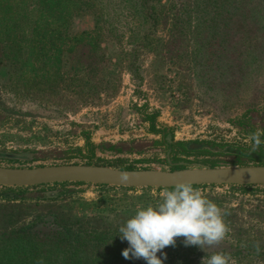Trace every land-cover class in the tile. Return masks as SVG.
<instances>
[{
  "label": "rangeland",
  "instance_id": "obj_1",
  "mask_svg": "<svg viewBox=\"0 0 264 264\" xmlns=\"http://www.w3.org/2000/svg\"><path fill=\"white\" fill-rule=\"evenodd\" d=\"M82 3L70 33L92 31L95 22L100 32L89 44L96 49L88 76L81 69L69 71L67 54L55 75L54 53L47 63L34 55L18 75L12 66L19 68L26 55L15 58L0 42L6 52H0V167L95 164L172 171L179 167L167 164L169 147L172 163L210 167L234 164L220 146L253 147L249 134L264 130V0H163V9L176 19L154 29L141 13V0ZM236 9L239 15L249 12V19H232ZM237 27H244L240 34ZM23 75L29 79L25 84ZM154 111L164 137L150 133L145 122ZM152 141L159 144L140 153L108 149ZM187 141L206 144L200 149L215 155H175L173 145ZM90 144L93 157L86 159ZM55 190L61 193L49 198ZM198 190L221 209L225 237L203 250L185 247L178 237L174 247L163 249L164 264H207L203 259L217 253L226 254L229 264H264V186ZM162 192L86 184L0 187V264H146L122 256L128 243L118 228L138 207L154 205ZM55 219L72 236L95 232L101 239L71 255L70 233L59 241L51 225Z\"/></svg>",
  "mask_w": 264,
  "mask_h": 264
},
{
  "label": "trees",
  "instance_id": "obj_2",
  "mask_svg": "<svg viewBox=\"0 0 264 264\" xmlns=\"http://www.w3.org/2000/svg\"><path fill=\"white\" fill-rule=\"evenodd\" d=\"M162 1L163 0H141L140 5L141 9L143 10L141 13L144 15L146 21H149L152 24L153 29L156 28L159 24H167V21L171 18V21L176 19L175 14H170L169 11H165L163 9L165 8V5H161ZM153 2L158 3L160 9H158V7H156L154 5L155 3ZM83 4L84 3H82V0H0V42H3L6 48H9L8 53H11L12 56L15 55V58H21L22 55H26V59L21 61L22 63L19 68L16 66H12L13 71L17 72L18 74V70H28V67L31 66V64H29L30 58L32 59L34 55H36L35 57H38L41 62L47 63L48 57L50 59V56L47 55L54 53L55 55L53 62L55 63V75H57L62 69V58L64 54H67L70 60L69 71H71L73 74H76L78 72V69H81L84 71L85 76H88V73L90 72V66H88L87 63L90 59H93V54H95L94 51L96 49L94 44L92 47L89 46V44L96 37L100 36V32L98 30L99 25L97 22H95L92 31H81L80 34L72 35L69 31L71 19L81 13V11L84 9V6L82 7L83 9H81V6ZM170 5L171 7H173V3H170ZM30 8L32 9L30 10ZM231 16L232 19H249L248 17H250V13L248 12L246 14L244 13V15H239L236 9ZM171 23L174 24L173 22ZM243 29L244 27H237V34H240ZM85 43H87L88 48L85 47ZM1 49L0 52H4L6 54V52ZM76 53L80 56L78 60H74L73 58V55L75 56ZM47 68L48 67L46 66L44 67L43 73L48 70ZM37 70L39 71V69ZM73 77L74 75L71 76V79L67 80L68 86H70L71 82L73 81ZM23 78H25L23 79V84L27 83L29 79H27L25 75H23ZM42 84L45 85V83ZM156 118V111L145 115V122H147L149 125V132L154 135L164 137L166 130L164 128L162 129L158 127ZM82 135L85 141L89 140L87 134L83 133ZM157 144H159L157 141H152L142 142L133 146L128 144H122L119 146L109 145L108 149L110 151L116 152H122L124 149V151L128 153H140L144 151L145 148L147 149L149 147H155ZM160 144L163 145V142H160ZM204 145L206 144L193 141L176 142L173 145V153L175 155L186 157L215 155L212 152L200 149ZM91 146V154L86 155L84 157L86 159H91L93 157L94 146ZM133 147L138 148L139 151H134ZM219 148L224 151V153H221L223 156L233 161L234 164H231L233 166H247L249 165V163H251V165H264V148L260 146L255 150H253V147L231 145L220 146ZM12 158L13 157H11V159ZM14 161L21 160L16 158L14 159ZM176 169L178 168H173L172 170ZM56 185L79 186L83 184L61 183L55 184V186ZM96 187L109 188L107 186ZM194 188L202 189L207 187L194 186ZM128 189L132 190L131 188ZM166 190L173 189H165L164 191ZM157 192H161V190H157ZM60 193L61 191L58 192L55 190V195L52 192L51 195H48V197L56 199ZM65 224L66 223H64L62 220L58 219H55V223L53 221L51 223V225H55L56 227L55 236L58 235L57 239H59V241L61 237L65 235V233H70V229L66 230ZM51 235L53 234L51 233ZM66 238L71 239L70 244L71 250L73 251L71 255H74L75 252L78 253L79 250L81 252L86 243L88 245L89 243H94L95 241H99L101 239V237H99V234L95 232H89L88 234L74 233L73 236L70 233V235ZM58 243L59 242H57L56 244ZM71 263L78 264L74 263V261H72Z\"/></svg>",
  "mask_w": 264,
  "mask_h": 264
},
{
  "label": "clouds",
  "instance_id": "obj_3",
  "mask_svg": "<svg viewBox=\"0 0 264 264\" xmlns=\"http://www.w3.org/2000/svg\"><path fill=\"white\" fill-rule=\"evenodd\" d=\"M262 136L264 130L249 134L253 150L264 143ZM160 197L154 205L138 207L135 214L119 226V238L128 243L122 252L126 260L143 259L146 264H164L167 255L163 249L174 247L178 237L184 238L185 247L198 246L201 250L205 245L213 246L224 239L227 228L221 209L191 183L178 184L173 190L160 193ZM203 260L207 264H229V257L223 253L206 256Z\"/></svg>",
  "mask_w": 264,
  "mask_h": 264
},
{
  "label": "water",
  "instance_id": "obj_4",
  "mask_svg": "<svg viewBox=\"0 0 264 264\" xmlns=\"http://www.w3.org/2000/svg\"><path fill=\"white\" fill-rule=\"evenodd\" d=\"M166 143L171 145L170 134ZM171 148L166 153L169 166L179 167L172 171L156 169L119 170L106 166L55 165L32 168L0 167V187L31 188L61 183H78L90 186L113 188H150L154 190L174 189L181 183L216 187H260L264 186V165L210 167L189 164L185 161L172 163Z\"/></svg>",
  "mask_w": 264,
  "mask_h": 264
},
{
  "label": "crops",
  "instance_id": "obj_5",
  "mask_svg": "<svg viewBox=\"0 0 264 264\" xmlns=\"http://www.w3.org/2000/svg\"><path fill=\"white\" fill-rule=\"evenodd\" d=\"M92 27L94 28V26H93V25H92ZM82 31H90V29H89V30H87V29H86V30H82Z\"/></svg>",
  "mask_w": 264,
  "mask_h": 264
}]
</instances>
